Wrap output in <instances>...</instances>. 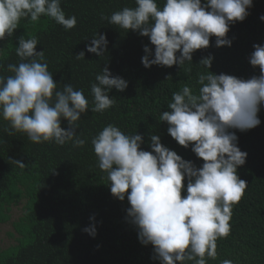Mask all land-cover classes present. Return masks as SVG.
<instances>
[{
    "label": "clouds",
    "instance_id": "9594fccd",
    "mask_svg": "<svg viewBox=\"0 0 264 264\" xmlns=\"http://www.w3.org/2000/svg\"><path fill=\"white\" fill-rule=\"evenodd\" d=\"M135 4L101 19L149 39L154 50L145 45L141 57L147 69L192 62L193 53L208 48L212 37L216 47H231L230 26L247 18L253 0H165L162 7L157 0H135ZM41 16L65 30L77 24L75 15L66 17L61 0H0V41L14 34L22 18L35 23ZM260 20L264 21V15ZM38 43L34 35L20 36L15 49L20 62L7 65L12 75H0V117L9 124L5 131L10 136L22 132L37 144L72 142L74 147H83L86 141L77 135L76 122L89 110V101L71 83L58 90L44 50L37 51ZM107 45L106 35L98 32L86 45V52L102 57ZM253 48L249 63L259 68L258 76L244 79L202 73L198 92L185 85L172 94L169 110L160 115L168 134L180 146H191L202 166L164 146L157 134L150 135L151 151L142 148V134L127 135L113 124L91 139L111 194L120 201L127 198V219L136 227L140 243L153 246L152 258L159 264H207L206 258L217 257V240L230 233L232 207L248 186L237 171L248 153L238 147V137L230 130L244 132L260 125L258 113L264 106V44ZM75 58L85 59V51ZM212 62L209 55L198 65L210 70ZM127 88L128 81L112 75L108 67L102 68L91 84V111L103 113L113 107L115 96L109 93ZM62 121H67V128ZM14 162L21 169L27 167L19 159ZM83 231L92 237L97 234L94 224ZM221 264L233 261L225 259Z\"/></svg>",
    "mask_w": 264,
    "mask_h": 264
},
{
    "label": "trees",
    "instance_id": "16d2710c",
    "mask_svg": "<svg viewBox=\"0 0 264 264\" xmlns=\"http://www.w3.org/2000/svg\"><path fill=\"white\" fill-rule=\"evenodd\" d=\"M164 2L157 0L159 7ZM124 7H136L135 0H61L66 17H77L75 28L65 30L46 16L35 23L22 18L14 34L0 41V75H12L7 65L20 62L15 51L18 38L34 35L39 41L37 51L44 50L58 90L71 83L89 101V110L76 122L77 135L86 141L83 147H74L72 142L37 144L22 132L10 136L5 131L8 121L0 117V227L10 226V243L0 248V264H159L152 258L153 246L140 243L136 227L127 219V198L120 201L111 194L91 139L113 124L127 135L142 134V148L151 151L150 135L157 134L164 146L200 167L203 161L191 146H180L168 134L167 123L160 121L161 113L169 110L172 94L185 85L198 92V76L209 71L244 79L259 75L249 56L254 44H264V21L260 20L264 0H253L247 18L230 26L231 47H216L212 37L208 48L193 53L192 62L147 69L141 57L145 45L154 50L149 39L101 19ZM98 32L108 40L102 57L86 52ZM81 51L85 59L77 60L75 55ZM209 55L213 57L210 70L198 65ZM104 67L128 81V88L123 92L113 89L109 95L115 96L116 104L103 113L92 112L91 84ZM258 116L261 123L257 127L230 130L238 137V147L248 153L246 163L237 170L248 186L232 207L229 235L217 240V257L206 258L207 264H221L225 259L233 264H264V106ZM67 126L62 121V127ZM16 159L27 167L21 169ZM15 208L20 211L17 219ZM93 224L95 237L83 231Z\"/></svg>",
    "mask_w": 264,
    "mask_h": 264
},
{
    "label": "rangeland",
    "instance_id": "374dc122",
    "mask_svg": "<svg viewBox=\"0 0 264 264\" xmlns=\"http://www.w3.org/2000/svg\"><path fill=\"white\" fill-rule=\"evenodd\" d=\"M20 216L19 209H14L13 211V217L14 219H17ZM10 230L9 225H3L0 227V248H5L9 245L10 240L7 237V232Z\"/></svg>",
    "mask_w": 264,
    "mask_h": 264
}]
</instances>
